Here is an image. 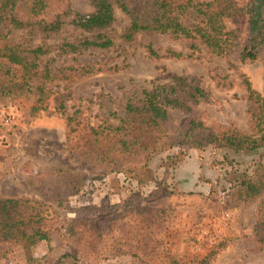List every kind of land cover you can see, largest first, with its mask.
I'll list each match as a JSON object with an SVG mask.
<instances>
[{"label": "rangeland", "instance_id": "1", "mask_svg": "<svg viewBox=\"0 0 264 264\" xmlns=\"http://www.w3.org/2000/svg\"><path fill=\"white\" fill-rule=\"evenodd\" d=\"M248 1L235 0L239 5ZM63 2L77 13L93 11L89 0ZM115 11V46L79 57V63H99L102 70L48 83L52 90L43 94L0 95L1 198L48 201L39 175L87 177L68 197V206L59 207L60 217L43 222L51 227L49 243L43 240L25 248L22 242L0 241V264H60L62 255L74 252L80 264H264V227L258 223L264 217V196L242 199L234 189L244 178L264 180V143L258 150L239 153L212 144L175 146L154 158L147 176L151 179L143 186L119 172L104 174L68 147L63 109L71 113L80 108L95 124L110 111L124 115L135 89L168 83L176 76L196 78L212 92L210 103L193 107V114L208 126L234 124L249 131L252 103L243 80L264 94V50L254 63L240 60L242 46L224 58L202 52L199 58L150 59L148 43L162 54L169 48L188 50L184 42L156 33L126 42L121 35L130 20ZM226 23L240 29L245 40L244 16ZM14 35L16 42L27 45L26 32ZM76 35L78 31L67 25L56 36H35L31 44L54 45ZM57 53L42 62L52 59L55 68L75 63ZM173 115L179 125L188 118L179 111ZM74 219L79 221L72 224Z\"/></svg>", "mask_w": 264, "mask_h": 264}, {"label": "trees", "instance_id": "2", "mask_svg": "<svg viewBox=\"0 0 264 264\" xmlns=\"http://www.w3.org/2000/svg\"><path fill=\"white\" fill-rule=\"evenodd\" d=\"M89 1L93 11L81 14L64 5L63 0H0L1 96L15 91L43 94L45 89L52 90L48 83L73 81L102 70L99 63H79V57L90 50L115 46L116 8L130 20L121 35L126 42L134 41L140 34L156 33L184 42L188 50L183 53L169 48L162 54L148 43L145 48L150 59L199 58L202 52L224 58L242 46L240 60L254 63L264 50V0H249L244 5L235 0ZM240 15L246 20L244 41L242 31L230 29L226 23ZM67 25L78 35L54 45L31 44L35 36H56ZM15 31L27 33V45L15 41ZM54 51L58 56L72 57L75 63L59 68L51 65L52 59L43 63L42 59ZM243 83L252 103L249 131L234 124L202 123L193 114V107L210 103L212 92L196 78L176 76L168 83L135 89L127 99L124 115L110 111L95 124L80 108L71 113L63 109L60 112L66 122L67 145L81 160L104 174L119 172L140 186L150 181L147 176L154 158L178 145L212 144L235 153L258 150L264 143V94L256 92L247 79ZM173 111L187 115L184 125L176 122ZM259 177L241 179L234 187L237 194L242 199L264 196V180ZM38 178L48 201L0 197V241L22 242L25 248L43 240L49 243L51 227L43 222L51 216L60 217L59 207L68 206V197L80 190L87 177L60 174ZM78 221L74 219L72 224ZM258 223L264 227V217ZM72 224L70 234L74 231ZM76 254L62 255L60 264H80Z\"/></svg>", "mask_w": 264, "mask_h": 264}]
</instances>
